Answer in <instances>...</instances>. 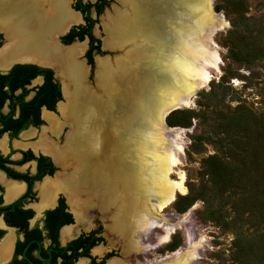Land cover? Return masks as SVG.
I'll return each instance as SVG.
<instances>
[{"label": "bare ground", "instance_id": "6f19581e", "mask_svg": "<svg viewBox=\"0 0 264 264\" xmlns=\"http://www.w3.org/2000/svg\"><path fill=\"white\" fill-rule=\"evenodd\" d=\"M14 1L0 0V17L5 18L11 6H23L22 0ZM36 2L29 3L28 9L33 8L47 33L76 18L64 7L66 1L58 0L56 16L43 21L41 4ZM120 2L127 7L124 11L115 8L105 16V45L125 48L112 60L98 61L96 88L85 83V64L75 60L83 52L79 45L69 51L53 47L62 60L58 72L67 98L59 110L69 127L56 154L60 160L66 156L83 166L91 164L71 181L75 188L94 196L93 202L102 201L100 209H105V218L111 222L110 242L116 246L125 242L123 249L155 255V249L170 242L176 227L184 222L183 217L164 212L175 194L184 192L180 181L171 178L176 162L171 140L181 130L168 127L165 116L172 107L189 105L197 89L210 80L208 68L217 69L219 58L211 35L222 19L211 0ZM153 9L161 12L155 28L166 38L163 42L152 37ZM47 119L50 129L59 126L60 130L57 120ZM100 189L103 198L99 199ZM184 240L172 253L156 255L152 261L135 258V263L193 264L200 237L185 229Z\"/></svg>", "mask_w": 264, "mask_h": 264}, {"label": "flooded vegetation", "instance_id": "af4514ba", "mask_svg": "<svg viewBox=\"0 0 264 264\" xmlns=\"http://www.w3.org/2000/svg\"><path fill=\"white\" fill-rule=\"evenodd\" d=\"M22 1L21 10L11 6L0 17V264H106L115 257L124 264H137L135 258L152 261L159 254L149 259L148 253L124 255L120 246H105V209L72 185L83 164L56 154L69 130L59 110L67 98L56 50L82 48L74 59L85 64V83L91 86L96 64L105 58L106 10L114 1L122 4L65 0L76 18L47 33L28 9L34 0ZM36 1L43 21L56 16L58 0ZM47 117L57 120L60 130L50 129Z\"/></svg>", "mask_w": 264, "mask_h": 264}, {"label": "rangeland", "instance_id": "374dc122", "mask_svg": "<svg viewBox=\"0 0 264 264\" xmlns=\"http://www.w3.org/2000/svg\"><path fill=\"white\" fill-rule=\"evenodd\" d=\"M212 2L214 12L222 19L211 35L219 58L217 69L208 68L210 80L197 89L189 105L165 116L168 127L181 130L178 138L171 140L176 160L171 178L174 182L180 181L184 192H177L164 212L183 217L184 222L176 227L170 242L155 252L160 255L182 247L186 229L195 238L200 237L201 245L193 264H264V0ZM113 7L123 11L127 8L123 4L121 8L114 1L106 12L113 14ZM158 13L153 9L155 31L152 37L163 42L166 38L155 28L161 12ZM102 37L106 39V30ZM124 48H102L105 52L102 56L112 60L121 55ZM95 76L99 80L98 73L94 74L92 87ZM236 117L242 121L240 126L231 121ZM244 140L248 143L244 154L247 163L242 167L246 166L250 176L259 182L258 188H247L254 192L251 205H261L262 216L257 220L252 219L251 208H243V204L237 202L238 211L232 206L246 190L219 191L204 162L209 156L226 162L229 149L236 151ZM89 166L85 164L84 170ZM100 192L101 189L97 192L99 199L103 198ZM110 223L109 218H105V246H120L121 253L126 255L130 251L126 246L123 249L125 242L118 246L110 242ZM115 251L113 256H118L120 251L116 248ZM154 256L147 255L149 259ZM116 261L122 262L115 257L109 258L106 264Z\"/></svg>", "mask_w": 264, "mask_h": 264}, {"label": "trees", "instance_id": "16d2710c", "mask_svg": "<svg viewBox=\"0 0 264 264\" xmlns=\"http://www.w3.org/2000/svg\"><path fill=\"white\" fill-rule=\"evenodd\" d=\"M242 114L243 113H239L240 116ZM232 119H234L231 120L232 122L239 126L241 125L242 121H240L237 117ZM247 145V140H244L241 145H237L238 149H236V151L234 149H229V160H227L226 162L219 160L216 156H209L207 159H205L204 162L207 171L211 176L213 185L215 187H218L219 191H223L229 188H235L237 190L243 189L242 191L246 190L242 194V198L239 197L235 201H233L232 206L238 211V207L236 206L237 202L242 203L243 208H251L252 219L257 220L258 218H260V216H262L261 205L258 206L255 203L251 205L254 192L251 193V190L247 188H249L250 186L258 188L259 182L257 180H254L250 176L251 172L245 169L246 166L242 167L244 163H247L246 158H244V154L247 150Z\"/></svg>", "mask_w": 264, "mask_h": 264}, {"label": "water", "instance_id": "95a60500", "mask_svg": "<svg viewBox=\"0 0 264 264\" xmlns=\"http://www.w3.org/2000/svg\"><path fill=\"white\" fill-rule=\"evenodd\" d=\"M212 7H213V2H212ZM218 28H215L214 30H213V32H212V34H214L215 33V31L217 30ZM106 48H109V49H112L111 47H108V46H105ZM95 74L97 75V64H96V70H95ZM97 76H95V78H94V80H95V85L92 87H90V88H96L97 87V83H96V80H97V78H96ZM85 87H86V85H85ZM180 107H182L180 104L179 105H177V106H175V107H172L169 111H168V113H170V112H172L173 110H175V109H178V108H180ZM167 113V114H168ZM166 114V115H167ZM176 195V194H175ZM175 199V196H174V198H173V200ZM172 200V201H173ZM172 238V237H171ZM170 238V239H171ZM173 251H166L165 253H172Z\"/></svg>", "mask_w": 264, "mask_h": 264}]
</instances>
